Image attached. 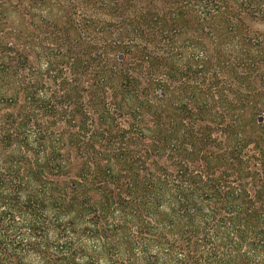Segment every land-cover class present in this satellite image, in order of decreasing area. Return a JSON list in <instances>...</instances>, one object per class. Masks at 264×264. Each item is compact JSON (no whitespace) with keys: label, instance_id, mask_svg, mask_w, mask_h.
Instances as JSON below:
<instances>
[{"label":"trees","instance_id":"16d2710c","mask_svg":"<svg viewBox=\"0 0 264 264\" xmlns=\"http://www.w3.org/2000/svg\"><path fill=\"white\" fill-rule=\"evenodd\" d=\"M253 22L264 0H0V264H264Z\"/></svg>","mask_w":264,"mask_h":264},{"label":"rangeland","instance_id":"374dc122","mask_svg":"<svg viewBox=\"0 0 264 264\" xmlns=\"http://www.w3.org/2000/svg\"><path fill=\"white\" fill-rule=\"evenodd\" d=\"M166 7H168V6L163 5V3L159 2V1H156L155 6H153V10H161L163 8H166ZM136 8L137 7L133 8L130 12H127V14L133 15L137 11ZM251 24H252L253 28H255V30H258V31L264 33V22H253ZM120 32H121L120 33L121 36H124V32L125 31L124 32L123 31H120Z\"/></svg>","mask_w":264,"mask_h":264}]
</instances>
